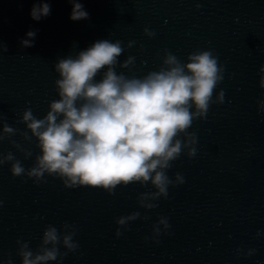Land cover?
Returning a JSON list of instances; mask_svg holds the SVG:
<instances>
[{
  "label": "clouds",
  "instance_id": "clouds-1",
  "mask_svg": "<svg viewBox=\"0 0 264 264\" xmlns=\"http://www.w3.org/2000/svg\"><path fill=\"white\" fill-rule=\"evenodd\" d=\"M73 9L70 19L86 20L89 14L78 0H70ZM49 3L34 4L33 20L39 21L50 15ZM149 38L154 32L144 29ZM28 39L21 40V47L34 46L35 31H29ZM135 42L129 41L128 48ZM7 46L0 43V54ZM124 48L120 41L101 40L75 57L68 56L55 64L59 79L55 81L58 100L49 104L47 114L38 119L31 108L23 112L21 123L28 131L20 133L25 141H38L40 149L34 165L25 169L12 152L0 154V166L11 163L14 177L27 176L34 183L44 182L45 174L58 177L65 188H101L110 195L117 186L149 183L155 191L140 193V207L151 210L158 205L154 201L168 198L169 186L183 184L184 177L176 173L169 178L167 170L171 162L178 159L183 150L187 156L197 155V135L188 132L196 119H205L212 103H223L224 92L220 91L215 101L213 93L224 79V67L211 50L195 51L182 63L177 56L165 50L161 68L150 71L143 77H126L117 74L115 67ZM135 58L129 56L121 68L133 65ZM106 69V70H105ZM103 70L102 78L96 77ZM259 87L264 89V66L260 68ZM259 111L264 112V101L258 102ZM17 129L3 124L0 141L16 135ZM183 134L184 139L179 137ZM11 143L24 158L32 156L15 141ZM0 201V205H2ZM141 218L139 212L121 216L116 220L120 228ZM143 219H148L147 216ZM166 232L170 225L166 217H160L153 225V238ZM74 226L65 223L63 231L47 226L41 243L34 252L28 242L17 240V255L22 264H48L74 253L79 245L74 241ZM62 245L65 252H60ZM238 254L242 249H238ZM255 249H249L248 256ZM8 264H12L11 260Z\"/></svg>",
  "mask_w": 264,
  "mask_h": 264
}]
</instances>
